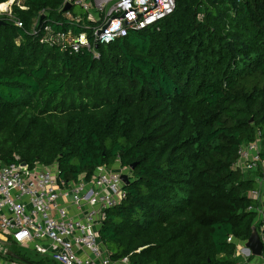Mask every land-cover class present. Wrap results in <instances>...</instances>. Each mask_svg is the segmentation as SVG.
Segmentation results:
<instances>
[{
    "label": "trees",
    "instance_id": "obj_1",
    "mask_svg": "<svg viewBox=\"0 0 264 264\" xmlns=\"http://www.w3.org/2000/svg\"><path fill=\"white\" fill-rule=\"evenodd\" d=\"M21 4L0 17V165L56 162L71 182L135 163L99 231L111 259L236 264L227 238L250 235L264 176L234 167L264 138V0H176L156 25L94 44L98 57L41 41L45 25L90 33L80 9Z\"/></svg>",
    "mask_w": 264,
    "mask_h": 264
},
{
    "label": "built area",
    "instance_id": "obj_2",
    "mask_svg": "<svg viewBox=\"0 0 264 264\" xmlns=\"http://www.w3.org/2000/svg\"><path fill=\"white\" fill-rule=\"evenodd\" d=\"M66 2L86 15L89 24L82 26L90 33H76L71 27L53 31L45 25L41 41L59 44L71 52L86 49L98 57L94 44L156 25L172 13L176 0H62V7ZM13 4L24 8L21 0L0 2V17L12 18ZM15 24L22 26L18 19ZM234 167L264 173V138L259 132L254 141L240 145ZM122 170L130 175L129 167L102 165L89 179L80 175L69 182L59 176L56 162L30 166L15 156L14 161L0 165V264H19L4 254L11 243L30 247L59 264H129L127 257L112 260L99 234L106 211L126 196ZM258 185L249 193L258 203L248 209L256 214L254 225L264 245V176ZM227 241L235 242V256L241 258L236 264H264V246L260 255L249 259L246 240L229 236Z\"/></svg>",
    "mask_w": 264,
    "mask_h": 264
},
{
    "label": "water",
    "instance_id": "obj_3",
    "mask_svg": "<svg viewBox=\"0 0 264 264\" xmlns=\"http://www.w3.org/2000/svg\"><path fill=\"white\" fill-rule=\"evenodd\" d=\"M69 8H70V3H68V2H66L62 7V9L64 11L68 10ZM0 22H2V21H0ZM134 165H135V163L131 164L130 169H132L134 167ZM121 178L125 184H127L129 182L128 175L121 174ZM244 245L247 248V250L251 253V255H254V256L260 255L261 250H262V246H264V245H262V241L259 239V237L257 235L255 225L251 226L250 235L246 239ZM4 254H5V256H8V257L16 259V260L26 261L22 257H20L19 255H17L16 253H14L13 251H11L8 248H6L4 250Z\"/></svg>",
    "mask_w": 264,
    "mask_h": 264
},
{
    "label": "rangeland",
    "instance_id": "obj_4",
    "mask_svg": "<svg viewBox=\"0 0 264 264\" xmlns=\"http://www.w3.org/2000/svg\"><path fill=\"white\" fill-rule=\"evenodd\" d=\"M74 8L77 11H80L78 7H74ZM115 170L119 171L118 169H115ZM120 173L126 174V175L128 174L126 170H122V172ZM19 254L23 258L35 264H59L57 261L53 260L51 257L44 255V254H40L39 252H37L36 250L30 247H19ZM238 259H241V258L238 257Z\"/></svg>",
    "mask_w": 264,
    "mask_h": 264
}]
</instances>
